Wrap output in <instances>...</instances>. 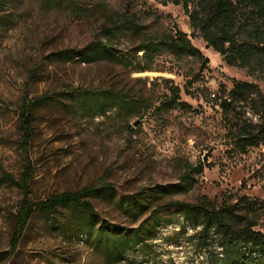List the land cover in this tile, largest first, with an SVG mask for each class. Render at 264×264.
<instances>
[{
  "label": "rangeland",
  "instance_id": "rangeland-1",
  "mask_svg": "<svg viewBox=\"0 0 264 264\" xmlns=\"http://www.w3.org/2000/svg\"><path fill=\"white\" fill-rule=\"evenodd\" d=\"M121 18L138 27L121 29L110 44L103 30ZM174 27L189 36L204 64L175 58L164 47L152 56L150 71L130 63L144 36ZM79 50L88 58L74 53ZM66 51L70 58L62 55ZM232 80L253 83L264 94V81L227 66L202 39L191 37L180 5L8 0L0 10V264H207L190 240V221L175 207L159 214L155 236L141 233L144 240L118 261L107 255L97 230L109 223L133 232L170 201H264V143L239 151L227 135L233 117L212 100L220 86L231 89ZM173 87L185 107L163 106ZM41 96L51 98L34 111L25 146L22 107ZM238 115L257 122L245 106ZM189 167L193 182L186 190L180 184ZM26 169L31 202L80 193L94 220L70 208L52 216L36 212L11 251L24 195L5 175L21 182ZM159 187L170 193L151 196ZM143 197L144 208L127 207Z\"/></svg>",
  "mask_w": 264,
  "mask_h": 264
},
{
  "label": "trees",
  "instance_id": "trees-1",
  "mask_svg": "<svg viewBox=\"0 0 264 264\" xmlns=\"http://www.w3.org/2000/svg\"><path fill=\"white\" fill-rule=\"evenodd\" d=\"M164 5H180L188 18L191 37H198L211 48L229 67L244 70L246 74L264 81V0H161ZM8 0H0L2 10ZM127 18L117 19L114 24L103 30L110 44L114 42L121 29H137V24ZM107 47L106 43H101ZM165 50L175 58H195L204 64L207 59L196 48L189 36L177 29L155 31L144 36L140 45L129 55L130 63H136L140 72L150 71L148 63L154 53ZM141 52V55L138 53ZM78 56L88 58L85 50H79ZM66 58L72 55L63 52ZM143 65V66H141ZM170 98L163 103L166 108L185 107L179 102V88L170 90ZM86 94L87 91L79 92ZM213 101L226 116L231 115L227 125L228 138L237 149L244 152L248 147L264 143V94L253 83L232 80L231 89L220 86L213 96ZM41 96L26 100L20 114L19 128L25 146L28 144L33 129L34 111L50 100ZM123 105H127L122 101ZM245 106L257 117V122L243 119L238 109ZM29 170L22 174V181L16 182L5 175V179L21 188L23 200L15 218L10 242L14 251L29 220L34 213L52 216L60 208H70L86 216L89 222L96 217L92 205L82 199L80 193L51 196L50 198L31 202L28 198ZM193 182L191 168L185 172L180 186L189 189ZM170 193L168 187H159L151 194ZM143 197L127 203V207L144 208ZM175 207L190 221L194 230L190 240L196 242L205 256L207 264H264V201L246 196L231 200L225 196L220 202L200 197L193 203L170 201L156 206L149 216L133 232L104 223L97 230L99 238L106 240V253L115 261L122 259L127 252L138 246L144 238L141 233L152 237L156 234L159 214L167 208ZM150 221L153 223L150 225ZM218 249V250H217Z\"/></svg>",
  "mask_w": 264,
  "mask_h": 264
}]
</instances>
